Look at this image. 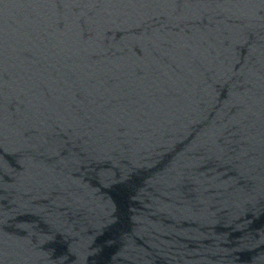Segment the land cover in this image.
<instances>
[{
	"label": "water",
	"instance_id": "obj_1",
	"mask_svg": "<svg viewBox=\"0 0 264 264\" xmlns=\"http://www.w3.org/2000/svg\"><path fill=\"white\" fill-rule=\"evenodd\" d=\"M0 264H264V0H0Z\"/></svg>",
	"mask_w": 264,
	"mask_h": 264
}]
</instances>
